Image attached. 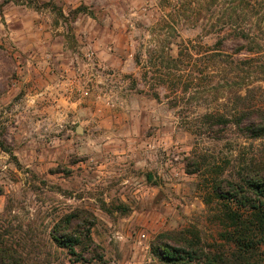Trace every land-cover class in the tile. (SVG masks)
<instances>
[{
	"label": "rangeland",
	"instance_id": "1",
	"mask_svg": "<svg viewBox=\"0 0 264 264\" xmlns=\"http://www.w3.org/2000/svg\"><path fill=\"white\" fill-rule=\"evenodd\" d=\"M247 36L262 45L237 50ZM262 61L264 0H0V242L74 264L50 232L78 208L104 260L77 264H154L166 231L220 241L212 181L264 138L207 115L244 82L264 105Z\"/></svg>",
	"mask_w": 264,
	"mask_h": 264
},
{
	"label": "trees",
	"instance_id": "2",
	"mask_svg": "<svg viewBox=\"0 0 264 264\" xmlns=\"http://www.w3.org/2000/svg\"><path fill=\"white\" fill-rule=\"evenodd\" d=\"M246 39L248 43L237 50H253L262 45L255 40L250 42L248 36ZM236 65L233 69L238 76L250 77L254 61L239 60ZM259 66L264 67V62ZM241 85L246 87L235 90L232 107L207 115V123L235 127L239 135L250 139L264 138V105L255 104L257 95L254 92L258 91L250 88V83ZM0 147L8 150L2 140ZM249 161L231 179L215 177L212 181L211 197L206 202L210 204L214 199L220 205L214 213L220 228V241L209 243L195 229L163 232L152 245L154 264H264V156ZM200 168L201 164H196L195 170ZM148 177L152 179L151 175ZM96 221L93 212L78 208L53 226L51 239L67 249L74 264L104 260L101 247L93 238L92 228ZM0 264L25 262L17 248L0 242Z\"/></svg>",
	"mask_w": 264,
	"mask_h": 264
},
{
	"label": "crops",
	"instance_id": "3",
	"mask_svg": "<svg viewBox=\"0 0 264 264\" xmlns=\"http://www.w3.org/2000/svg\"><path fill=\"white\" fill-rule=\"evenodd\" d=\"M61 88H64V85H61ZM62 95H63V93H62Z\"/></svg>",
	"mask_w": 264,
	"mask_h": 264
},
{
	"label": "water",
	"instance_id": "4",
	"mask_svg": "<svg viewBox=\"0 0 264 264\" xmlns=\"http://www.w3.org/2000/svg\"><path fill=\"white\" fill-rule=\"evenodd\" d=\"M78 130H81V127H78Z\"/></svg>",
	"mask_w": 264,
	"mask_h": 264
}]
</instances>
